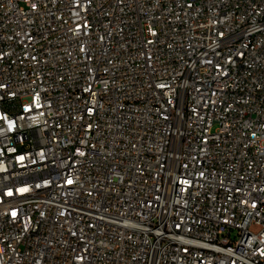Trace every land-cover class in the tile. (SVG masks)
I'll return each mask as SVG.
<instances>
[{
	"label": "built area",
	"instance_id": "built-area-1",
	"mask_svg": "<svg viewBox=\"0 0 264 264\" xmlns=\"http://www.w3.org/2000/svg\"><path fill=\"white\" fill-rule=\"evenodd\" d=\"M0 264H264V0H0Z\"/></svg>",
	"mask_w": 264,
	"mask_h": 264
}]
</instances>
